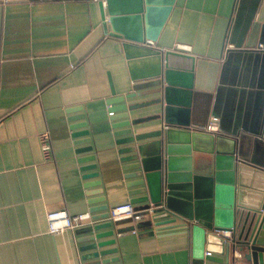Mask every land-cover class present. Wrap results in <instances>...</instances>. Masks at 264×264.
<instances>
[{
  "label": "crops",
  "instance_id": "crops-1",
  "mask_svg": "<svg viewBox=\"0 0 264 264\" xmlns=\"http://www.w3.org/2000/svg\"><path fill=\"white\" fill-rule=\"evenodd\" d=\"M235 3L174 0L149 47L194 55L193 106L208 103V121L216 117L211 130L234 135L237 154L264 166V0H258L246 32L230 38ZM147 39L127 46L150 50ZM124 41L104 31L97 0H0V264H85L111 254L118 258L106 264H193L189 233L142 232L143 211L137 219L116 221L134 223V230L118 231L113 242L96 246L93 240L108 235L87 237L93 203L109 207L130 198L119 151L124 143L117 141L107 100L111 86L118 94L134 90L131 84L141 80L134 76L148 72L153 55L143 54L144 62L132 75ZM157 95L135 93L126 101ZM159 107L153 102L129 113L143 115ZM76 120L85 121L79 127L87 128L82 135L88 141L76 142L79 136L71 126ZM160 123L156 117L134 123L133 129ZM43 131L51 143L47 154L41 146ZM90 153L91 159H79ZM87 162L95 165L83 168ZM92 170L96 174L85 176ZM91 180L98 182L87 184ZM91 197L99 199L91 202ZM58 208L89 211V218L52 232L47 211ZM109 246L116 250L87 255Z\"/></svg>",
  "mask_w": 264,
  "mask_h": 264
},
{
  "label": "water",
  "instance_id": "water-1",
  "mask_svg": "<svg viewBox=\"0 0 264 264\" xmlns=\"http://www.w3.org/2000/svg\"><path fill=\"white\" fill-rule=\"evenodd\" d=\"M105 32L122 37L130 72L133 75L143 54L151 53L152 67L131 85L134 90L116 93L111 86L108 109L119 137L122 168L129 186L130 200L137 202L142 218V232L189 233L193 264H235L242 260L264 264V166L239 156L236 138L221 131L196 127L208 121L209 104L196 108L191 102L194 55L187 50L167 47L130 50L129 41L144 44L145 38L156 39L174 0H97ZM258 0H236L230 38L244 34L251 22ZM239 36V37H240ZM148 42V41H147ZM238 43H236L237 45ZM149 59V58H148ZM157 91L158 95L141 101H126L135 93ZM159 102L158 111L131 116L129 110ZM71 110L74 108H70ZM83 114L71 115L78 118ZM159 117L158 127L135 131L134 123ZM215 116L211 119L215 120ZM84 120L71 123L76 142L89 140ZM149 137L148 139H142ZM82 145L79 150L90 148ZM93 153L82 154L88 160ZM83 164V168L94 166ZM96 174L87 171L85 176ZM98 182L88 181L87 184ZM96 189L89 192H95ZM99 198L91 197V202ZM88 238L103 245L113 242L116 233L134 227L117 225L107 217V203L90 206ZM98 210V211H95ZM108 226L104 230L92 229ZM116 250V246L96 248L88 256ZM85 257V255H82ZM117 254L104 255L85 264L116 260ZM106 264V263H105ZM118 264V263H111Z\"/></svg>",
  "mask_w": 264,
  "mask_h": 264
},
{
  "label": "built area",
  "instance_id": "built-area-1",
  "mask_svg": "<svg viewBox=\"0 0 264 264\" xmlns=\"http://www.w3.org/2000/svg\"><path fill=\"white\" fill-rule=\"evenodd\" d=\"M147 41L152 42L150 38H148ZM182 46L187 45L182 44ZM111 112L112 110L108 109V113L110 114ZM196 127L203 130H211L216 128V124L214 119H210L208 122L199 124ZM41 146L46 154L50 152L51 143L46 131L41 133ZM89 214V211L70 213L65 208L50 209L47 211L48 228L52 232H58L65 228H73L89 218ZM140 215L141 209H139L130 199H126L110 205L108 207L107 217L113 221H117L120 219H137ZM132 229L134 230V227H132ZM243 262L244 261L242 260H237L235 264H244Z\"/></svg>",
  "mask_w": 264,
  "mask_h": 264
}]
</instances>
